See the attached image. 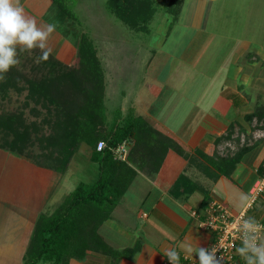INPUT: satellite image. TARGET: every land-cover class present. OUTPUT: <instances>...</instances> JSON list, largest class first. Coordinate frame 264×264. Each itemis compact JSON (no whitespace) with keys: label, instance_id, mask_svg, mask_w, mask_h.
I'll return each mask as SVG.
<instances>
[{"label":"crops","instance_id":"crops-1","mask_svg":"<svg viewBox=\"0 0 264 264\" xmlns=\"http://www.w3.org/2000/svg\"><path fill=\"white\" fill-rule=\"evenodd\" d=\"M251 1L252 5L250 1L243 3L247 6L246 9L252 7L245 18H240L237 11L230 14L232 8H226L227 17L219 19L221 15L217 12L219 7H215V1L206 0L204 26L195 25L194 21L180 20L181 28L187 31L207 30L210 38L206 41L204 50L210 49V57L207 55V59L215 60L216 65L206 71L207 76L205 72H194L195 76L205 77L204 83L192 86L195 93L185 90V96H182L184 104L177 108V111L174 110L177 105L172 107L174 101L167 104L163 101L158 109L152 108L155 99H166L165 96L161 98L163 89L169 88L171 92L175 91L174 88L180 89L174 82L179 84L177 81L185 78L186 72H182V76L177 80L175 77L167 79L163 76L162 70L168 67L173 57L171 53L162 54L167 57V61L158 72L147 73L151 75V79H142L141 87L144 88L134 102L139 114L188 152L196 149L213 151L215 138L226 134L232 123L235 124V131L238 125L243 134L247 133L251 149L241 157L231 179L225 176L211 177L212 175L205 172L202 176H196L198 167H189L187 171V160L173 150L168 152L160 168L161 175L152 176L145 170L138 169L134 179L141 178L147 184L143 194L130 198L125 193L113 209L112 216L99 228V233L114 248H131L141 239L142 244L138 252L132 258H123L119 264H172L164 254L169 250L177 253V264H188L185 261L188 258L197 260L198 254L194 253V250L199 246L209 248L214 236L211 231L201 226L209 197L222 199L234 213L247 207L249 189L259 176L257 168L264 161V140L255 132L261 128L256 127L258 122L255 126L246 123L245 115L252 111L244 110L249 101L244 94L253 91L262 95L264 92V0ZM19 3L25 15L35 19L39 27L46 28L50 24L44 19V11L48 9L50 0H19ZM224 6L225 3H221L222 11ZM196 11L194 6L191 11L192 18L198 16ZM241 21L246 22L245 32L236 33ZM54 31L49 37L55 38ZM62 38V44H65L67 39L63 35ZM191 39L192 36H189L186 47L190 45ZM201 54L202 52L193 55L194 59L187 63L192 70L197 67L195 60ZM181 77L183 79H180ZM258 94L255 95L256 104L262 103ZM169 98L173 99V95ZM147 100L151 105L147 104ZM163 111L165 113L161 114ZM176 116L178 119L175 121L173 117ZM235 116L240 117V121ZM235 131L230 139H223L214 148L219 155H225L224 143L232 142L230 140L234 139ZM26 163L21 160L20 155L0 148V264H23L39 215L52 213L64 200L63 192L59 191L58 172L38 164ZM183 170L198 187L191 195L177 198L173 194L170 195V189ZM54 180L56 182H53ZM68 192L67 190L65 195ZM58 195L62 197L60 200L57 199ZM134 201L137 203L133 204ZM48 205L52 208L44 211ZM247 213L249 217L264 223V193ZM117 224L124 225V229L129 232L128 236L123 230L116 228ZM189 248L193 251L189 252ZM71 264L112 263L106 257L89 254L85 260L72 259ZM236 264H244L238 253Z\"/></svg>","mask_w":264,"mask_h":264},{"label":"trees","instance_id":"trees-1","mask_svg":"<svg viewBox=\"0 0 264 264\" xmlns=\"http://www.w3.org/2000/svg\"><path fill=\"white\" fill-rule=\"evenodd\" d=\"M50 1L44 19L55 24V29L66 39L71 38V45L76 49L75 61L66 63L52 52L47 60H39L41 50L38 48L30 50L38 57L35 60V57L24 56L30 51H21L18 46L20 57H25L24 63L22 66L18 63L2 75L0 95L7 99L11 90L19 94L27 91L22 105L30 107L34 119H28L24 110L0 114V148L21 156L38 142L41 153L33 155L34 160L62 176L69 170L77 151L86 144L90 148V160L97 164L98 174L92 181H79L52 213L39 215L23 264H71L72 259L85 260L89 254L118 264L138 252L141 239L131 248H114L99 233V228L112 216L138 169L150 175L158 172L168 152L173 150L187 160V167H198L211 177L231 179L241 157L252 146L244 144L231 154L216 152L214 148L220 141L232 137L235 131L232 123L226 134L215 138L213 151L187 152L173 138L154 130L137 112L135 100L127 102L134 86L132 79H126L130 88L128 86L126 93L122 91L125 107H118L113 115L108 113V102L114 100L116 93L111 92L113 72H107L108 67L105 68L89 30L77 24L73 0ZM185 1L105 0V7L133 33L149 32L156 16L166 15L171 20L167 36L179 19ZM27 67L29 72L25 70ZM116 79L114 77V90H117ZM245 119L249 124L256 119L257 127L264 129V103L257 104ZM151 132L157 134L150 135ZM101 142L103 146L98 149ZM123 143L128 146L124 159L117 153ZM257 172L259 176L264 175V161ZM197 187L193 179L182 172L170 189V195L189 196ZM211 201L209 197L207 207Z\"/></svg>","mask_w":264,"mask_h":264},{"label":"rangeland","instance_id":"rangeland-1","mask_svg":"<svg viewBox=\"0 0 264 264\" xmlns=\"http://www.w3.org/2000/svg\"><path fill=\"white\" fill-rule=\"evenodd\" d=\"M205 1L206 0H197L196 2H194V0H186L182 13L180 14V17L177 20L179 24L177 25L176 22L173 25L171 32L166 36V33L168 32L171 22V20L167 19L166 15L163 16V14H158L156 16V19L153 21L151 25L152 27L150 28L149 32L133 33L128 29L127 26H125L121 21H119L117 18H115L111 13L107 11L105 7V0H73V9L75 12V16L78 20L77 22H79L77 24H79L81 28L83 27L84 29L87 28L89 30L92 39L94 40L95 44L97 45L100 51L102 59L105 61L104 62L105 68L108 67L107 72L108 71L113 72L112 81H111V92H114V85H113L114 77L117 78L115 85L117 91L114 95V100L110 103L108 102V109H109L108 113L113 115L115 111L118 110L117 109L118 107L120 108L125 107L122 91L123 93H126L128 89L129 84L125 83L126 79H132L134 81V86L131 90V93L128 95L129 99L127 100V102L128 101L131 102L132 99L135 100L136 102V100L139 98L137 96L139 95L140 91L144 88L141 87L143 81L142 79L143 78L145 80L151 79V75H147V73L158 72L161 66L164 65V63L167 61V57L164 55L162 56V54L164 53H171L173 57L170 59L168 67H165L162 70L163 76L166 77L167 79L175 77L177 80L179 79L178 77L182 76L183 74L182 72H186L184 75L185 80L183 79V77H181L180 79L183 80L182 81L178 80L177 82L179 84L174 82L175 85L178 86L180 89L174 88L175 91L173 92H171L169 88L163 89L161 98L165 96L166 99L165 100L164 99L159 100V98L155 99L152 102V108L158 109L161 103H163V101H165V104L169 103L170 101H174L172 107L177 105L176 109H174L175 111H177V108L179 109L181 105L184 104L182 100V96H185V90H187L189 93H192V91L195 93V91L192 89V86H194V84L196 83L197 84L204 83L205 77L199 75L195 76L194 72H205L207 76L208 72L206 71L213 69L216 65L215 60H213L212 58H211L212 60L207 59L208 56L210 57V55L208 54V52H210V49L204 50V47L206 45L205 43L210 38V35L207 33V30L204 29H200V30L193 29L191 31L190 30L187 31L186 29L181 28L180 20L182 19L183 21L184 19L188 21L190 20V21H194L195 25L200 24L201 26H204L205 16H206L205 14L207 12V8L205 7L206 6ZM214 1L216 3L215 7L216 5L219 7L217 10L219 15H221L220 17H218L219 19H222L224 16L227 17L228 14L226 8H232L230 14L236 11L239 12L238 15L240 18H245L247 12H249L248 10H252V7L251 9H246L247 6L243 5L244 2L247 4L248 1H250V4L252 5L251 0H235V2L234 0H214ZM221 3L222 4L225 3L223 11L221 9ZM194 6H195V11H196V6H198L197 10H199L198 12L196 11L197 13L196 15H198L199 17L194 16L196 18L195 20L194 17L192 18V13H191V11L194 9ZM44 12L46 14L47 9ZM209 24L211 25V22H209ZM240 24L241 26L239 29H237L238 31L236 33L245 32L244 27L246 26V22L241 21ZM54 32H55L54 34L55 38L48 37L46 41L47 48L50 49V52H52L58 58L63 59L66 63L69 64L74 63L76 58V49L74 48V46L71 45L70 42L71 38H69V40L67 38L66 43L62 44V42L64 41L63 38L61 39L62 34L58 32L56 29ZM231 34L232 33H230V36H232ZM189 36H192V39H191V43H189L190 48H187L189 46L186 47L185 43ZM211 51L214 53L216 52L214 50ZM200 52H202L201 56H199L197 60H195L197 67H194V69L192 70L187 63L191 61V59L194 57L193 55H198ZM24 56L35 57V60L38 59V57L34 55L32 51H30L27 54H24ZM18 59H19V65L22 66L25 57H20L19 52H18ZM25 70L26 72H29L28 67L25 68ZM262 80H264V76H262ZM167 86H169V83H167ZM122 87L123 89H121ZM144 91L145 90H143V92ZM26 93L27 91H24L23 93L19 94L16 91L11 90L10 96L7 99L2 98L0 95V114L14 110H24L25 115L28 119H34V116H32L30 113V107H25L22 105L25 101ZM196 94L198 95L199 93L196 92ZM196 94H190V95L195 96ZM257 94L253 91L249 94H244L249 99V101L246 103L247 107L246 109H244L247 110L246 112L253 111L256 108L258 103L257 104L256 102L254 103V100H255V95ZM261 94L262 95L258 94L260 95L259 99L262 100L261 101L262 103H264V92ZM170 95H173V99L169 98ZM147 104L148 105L150 104L148 100H147ZM31 105L34 104L32 103ZM144 110H146L145 107ZM42 111L43 113L45 112L44 109H42ZM164 113L165 111H163L161 114ZM42 116L43 115H41L40 117ZM235 117L238 119V121H240L241 119L240 117L238 116ZM173 118H175V121L178 119L177 116ZM256 122H257L256 119H254L252 121L253 124L252 126H255L257 124ZM257 126H259V124H257ZM152 127L154 128V130L156 129L153 125ZM237 129H238V125H236V131L233 137L234 139L230 140L232 142H230V144L226 142L224 143L223 151L225 154L234 153L237 150H239V148L242 147V145L250 143L247 133L243 134V132H241V129L240 130L238 129V131ZM47 131L49 130L47 129ZM156 131H159L164 135V133L160 131L158 128L156 129ZM153 132H151L152 134L150 135L155 136L157 133L154 134ZM255 132L256 135L262 138L264 137V129L263 130L257 129L255 130ZM153 139L154 138H152L151 140ZM257 145L255 146L257 147L255 148L256 152L258 150ZM26 153L27 154L21 155V160L26 161L27 165L30 163L37 164V162L35 161L36 159L35 157H33V155L36 156V154L41 153V149L39 147L38 142H36L33 146H31ZM89 155H90V148L86 144H83L80 147V150L77 151V153L73 157L67 174L63 175V177L57 174V178L60 179L59 191L60 193L63 192L64 194L63 199H65L68 196V194L71 191H73V189L76 187L79 181L89 182L96 178L98 174V170H97L98 167L96 163L90 160ZM149 166L150 165H148V167ZM188 168L189 167H187V171ZM148 170H150V168H148ZM198 170L199 171L195 173L196 176H202L203 172L199 168ZM150 171H153V169ZM182 172H185V170L180 171V173ZM161 174L162 172L159 170L158 172L153 171L151 175L153 176V175H161ZM135 179L131 183L128 191L126 192V195L130 198H133L134 195L139 196L141 193L143 194L144 191L143 189L147 187V184L145 183V181H143V179L141 178H138L137 180ZM53 182L56 181L54 180ZM67 190L69 192L67 193V195H65ZM60 198L62 197L58 195L57 199L60 200ZM247 199L249 200L250 196L247 197ZM221 201L223 200L221 199ZM136 203H137L136 201L133 202V204ZM51 208H52L51 205H48V207L47 206L45 207L44 211H49ZM116 228L119 229V231L123 230V233L127 234L128 236L129 232L125 230L126 228L124 227V225L120 226L117 224ZM45 264H52V263H45Z\"/></svg>","mask_w":264,"mask_h":264},{"label":"clouds","instance_id":"clouds-1","mask_svg":"<svg viewBox=\"0 0 264 264\" xmlns=\"http://www.w3.org/2000/svg\"><path fill=\"white\" fill-rule=\"evenodd\" d=\"M55 28L56 25L52 23L46 28L39 27L35 19L25 15L19 0H0V78L19 63L18 46L21 51L38 48L41 50L39 60H47L50 49L46 41ZM238 230L240 244L235 247V251L244 264H264V235H261V226L249 217L243 220ZM218 250L214 245L210 248L197 247L194 253L198 254V264H223L224 257L216 255ZM188 251L192 252L193 249L189 248ZM164 254L172 264H177L178 257L174 250Z\"/></svg>","mask_w":264,"mask_h":264},{"label":"built area","instance_id":"built-area-1","mask_svg":"<svg viewBox=\"0 0 264 264\" xmlns=\"http://www.w3.org/2000/svg\"><path fill=\"white\" fill-rule=\"evenodd\" d=\"M103 143L101 142L98 149H101ZM128 151V146L123 143L118 148V155L121 158H125ZM264 193V175L258 176L253 182L249 189L250 199L248 205L242 211L234 213L221 199L212 198L206 208L205 215L201 222V226L204 229L211 231L213 236V241L210 245L217 247V257L221 255L224 257L223 264H236L237 252L235 247L240 244V232L239 225L244 219L249 218L247 211L253 208L254 203L257 201L259 196ZM261 226V235H264V223L260 220H255ZM209 247V248H210ZM188 264H198V259H187Z\"/></svg>","mask_w":264,"mask_h":264}]
</instances>
